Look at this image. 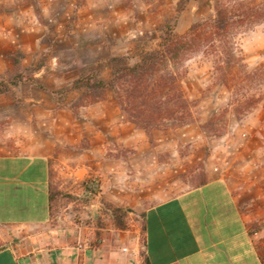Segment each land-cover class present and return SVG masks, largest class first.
<instances>
[{
  "label": "crops",
  "instance_id": "1",
  "mask_svg": "<svg viewBox=\"0 0 264 264\" xmlns=\"http://www.w3.org/2000/svg\"><path fill=\"white\" fill-rule=\"evenodd\" d=\"M47 9L40 4V16L55 23ZM16 27L31 39L17 46L18 66ZM41 28L31 0H0V83L38 59ZM55 66L0 94V122L12 123L0 130V264H264V121L247 134L243 162L162 199L139 175L151 164L136 162L154 149L114 97L58 124V91L77 74ZM18 122L39 130L19 131ZM124 148L136 154L123 158ZM92 178L98 192L88 189ZM113 208L127 211V227L116 225Z\"/></svg>",
  "mask_w": 264,
  "mask_h": 264
},
{
  "label": "rangeland",
  "instance_id": "2",
  "mask_svg": "<svg viewBox=\"0 0 264 264\" xmlns=\"http://www.w3.org/2000/svg\"><path fill=\"white\" fill-rule=\"evenodd\" d=\"M31 1L46 37L34 49L35 54H40L38 59H33L26 68L18 67L12 74L20 73L29 79L41 67L48 71L56 64L54 68H69V72H75L77 79L93 75L97 81L109 83L113 77L112 58L124 57L134 65L143 53L158 48L169 29L175 37H183L193 24L214 17L217 1L228 0ZM40 4L47 6L44 13L49 20H56L55 23L40 16ZM255 4L264 7V0H255ZM16 29L20 31L21 27ZM22 36L20 31L13 44L14 60L18 59L19 63L22 49L17 46L31 41ZM234 43L236 62H240L235 78L241 81L240 85L221 84L212 57L202 52L193 54L182 67L183 90L190 102L192 122L177 128H156L150 133L139 129L148 146L154 149V155H142L136 160L140 165L152 166L139 174L150 193L161 192L162 199L174 197L212 179L218 174L219 165L233 168L235 162H243L241 151L247 146V134L264 121V18L239 30ZM9 77L7 75L5 80ZM76 80L72 86L58 91L59 110L63 111L58 120L60 126L66 121L64 115L76 114L92 99L86 97L84 89L73 88ZM109 95L115 98L112 89L108 90L107 97ZM249 99L258 103L247 111L235 113L238 101L243 104ZM211 118L219 123L208 129L207 122ZM10 126V120L0 122V130ZM16 126L19 131L39 130L35 123L29 124V128L20 122ZM85 145L83 140L76 147L80 149ZM120 153L128 159L136 151L124 148ZM67 197L64 195L63 199ZM125 212L123 222L127 227L129 215Z\"/></svg>",
  "mask_w": 264,
  "mask_h": 264
},
{
  "label": "trees",
  "instance_id": "3",
  "mask_svg": "<svg viewBox=\"0 0 264 264\" xmlns=\"http://www.w3.org/2000/svg\"><path fill=\"white\" fill-rule=\"evenodd\" d=\"M214 9L213 18L193 24L183 37H175L169 29L158 48L143 53L134 65L124 57L112 58L111 82L97 81L93 75H87L78 78L73 88L85 89L86 97L92 98L90 103L105 100L108 90L112 89L124 118L146 133L191 123V106L182 84L184 62L202 52L212 57L221 84L240 85L241 81L235 78V69L240 63L235 57V37L239 30L264 18V7L255 4V0L217 1ZM15 64L18 66V59ZM27 81L34 82L33 78L15 73L6 83H0V94H11L8 85ZM257 103L254 99L243 104L238 101L235 113L247 111ZM216 123L219 122L211 118L207 128L212 129ZM112 212L116 225L125 228L126 212L119 208H113Z\"/></svg>",
  "mask_w": 264,
  "mask_h": 264
},
{
  "label": "built area",
  "instance_id": "4",
  "mask_svg": "<svg viewBox=\"0 0 264 264\" xmlns=\"http://www.w3.org/2000/svg\"><path fill=\"white\" fill-rule=\"evenodd\" d=\"M100 188L99 180L96 178H92L89 181L88 189L92 192H98ZM126 251V250H124Z\"/></svg>",
  "mask_w": 264,
  "mask_h": 264
}]
</instances>
